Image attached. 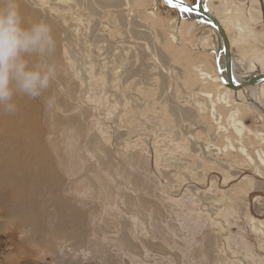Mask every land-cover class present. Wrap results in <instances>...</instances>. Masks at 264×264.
I'll list each match as a JSON object with an SVG mask.
<instances>
[{
	"label": "rangeland",
	"instance_id": "1",
	"mask_svg": "<svg viewBox=\"0 0 264 264\" xmlns=\"http://www.w3.org/2000/svg\"><path fill=\"white\" fill-rule=\"evenodd\" d=\"M128 1L100 9L94 2V12L71 5L72 20L56 48L57 78L46 90L54 106L17 96L18 111L0 116V158L10 150L13 161L46 158L52 167H31L34 193L15 198L33 207L36 225L17 223L0 206V264H264V170L258 176L232 149L218 160L233 168L208 156L207 146L227 142L210 111L197 115V102L208 109L202 93L216 91L195 72L187 77L194 66L218 65L210 26L182 19L163 2L155 17L154 0ZM259 3H209L215 13L222 5L231 10L232 52L243 61L264 57ZM236 107L251 130L242 138L253 153L264 146L255 135L264 136V116ZM229 111L221 109L224 122ZM229 135L238 137L234 129ZM61 202L67 207L59 212Z\"/></svg>",
	"mask_w": 264,
	"mask_h": 264
},
{
	"label": "bare ground",
	"instance_id": "2",
	"mask_svg": "<svg viewBox=\"0 0 264 264\" xmlns=\"http://www.w3.org/2000/svg\"><path fill=\"white\" fill-rule=\"evenodd\" d=\"M210 1L211 0H207V1H204L203 3H205V5L212 12V14H214L218 18V20L222 23V25L224 26V28L227 32L231 46L233 47L234 41L230 38L229 33H228L230 24H235L233 17L228 16V14L231 10L220 9V7L223 8L222 7L223 5H222L218 8L215 7V9L217 10V13H215L211 10V7L209 5ZM94 2H96V0L95 1H92V0H49L47 2L43 1V3H38V1H36V0L35 1L34 0H27V3H26V0H20V8H21V12H22V15H23V18H24L26 24H31V23H34L37 21H46V22L50 23L53 26V33H54V37L56 39L57 46H58L60 35L62 33H64V30H65V27L67 26L68 21L70 19L72 20L71 10L73 9V6H71V5L80 6L81 8H84L87 11L89 10L91 12H94L95 10H97L93 7ZM162 2L164 5V8H166L168 10L178 11L180 13V16L182 19L190 21V22L199 21V22H203L204 24L210 26L211 31H212V35L214 37V45H213L214 49H213V51L218 55V59H219V61L217 63L218 65L216 66L215 70H213V71H211L210 69L208 70L206 65L194 66L193 67L194 71L193 70L191 71L192 74L189 72L188 76H187L190 79V78H192V76L195 72L201 78V80H203V84H207V83L211 82L213 84L212 87L215 88V91H216L214 93L212 90H208V91L202 93V97L204 96L205 99H207V102L209 103L208 109H207V105H206L205 101L199 102V99H198V102L196 101L197 102V110L199 113L197 115L205 114V112L207 110L210 111L211 118L215 121V124L218 126V128H217L219 130L218 135H220V136L223 135L224 140H226V142H227V143L224 142L223 143L224 145L221 147L214 145V144H213V146H207L206 149L208 150V153L211 152L208 156L217 157V160L216 159H213V160L218 165H220L221 167L225 166L227 168H233V166H235L234 163H227V166H226V162L218 160V157L221 153L228 152L229 149L235 150V152L239 153V155L241 157H244L251 164L255 165L254 166L255 167V173L258 176L263 175L264 169H262V168H264V146L261 145L262 143L259 144L258 146H256L254 148L253 153H251L248 150V148L245 146L242 136H243V132L247 131V128L245 127L244 122L240 117V113L242 110L240 108L236 107V105L239 106L240 104H245L248 107L249 111H254V112L260 114L261 116H264V96L262 95L264 93V89H263L264 79L259 78L255 81H253L246 89L239 90V91L232 90V89L228 88L227 86H225V84L222 82V79H221L222 75H223L224 79H226V75H225V71H224V65H225L224 50H223L222 39H221L220 33L215 29L214 26H212L209 23L208 20H206L204 17H202L199 13L194 12V11L182 12V11H180L179 8L170 7V4L166 3V0H154L153 5L150 8L151 11H149V14L156 17V12L158 13V10L161 9ZM183 2L186 5L193 6V5L185 2V0H183ZM25 3L28 4V6ZM96 3L98 6H100V7H98L99 9L102 7L103 8H105V7H107V8L108 7L119 8L121 6L128 4L129 1L128 0H119L117 2L116 1L113 2L112 0H106V1L102 2V1L98 0ZM256 5H258V4H256ZM256 8L262 12L261 18L264 20V0H261V4L259 3V5ZM257 9H255V10H257ZM126 10H127V8H126ZM111 13H112V10H111ZM117 13H121V12L116 11V13H114V14H117ZM250 14H252V16L254 17L253 20L255 21V19L257 18V14L254 12H251ZM117 15L119 16L120 14H117ZM220 15L226 16V17L222 18V17H220ZM124 16H126V15H124ZM109 17H110V15H109ZM113 19H114V17H113ZM124 19H126V17ZM115 20H114V22H115ZM120 22H123V21L120 20ZM131 22L132 21H130V23ZM123 23H125V22H123ZM238 24H239V30L241 32H243L244 30L241 27L242 24L241 23H238ZM132 26H134V24ZM250 26L251 25L248 24L245 27L246 28L248 27L247 29L250 30ZM123 28H125V27H123ZM152 28H153V25H152ZM176 30H178V28L175 29V31ZM141 32H144V31H141ZM189 32L190 31L188 30V32H186L185 34L183 33V35L184 36L188 35ZM131 34H132V32H131ZM145 35H148V33ZM175 35L176 34L171 35V37L174 39V41H176L178 38V36L176 38ZM137 36L135 35V37H137ZM205 46H207V45H205ZM173 47H174V45H173ZM56 48H58V47H56ZM201 49H202V51H205V52H206V50H208L207 47L201 48ZM231 49H233V48H231ZM132 50H133V48H132ZM207 53H209V51H207ZM203 54H205V53H203ZM49 55L50 56L47 55L46 57H40V58L34 57L33 60L36 61L37 59H39L41 64H56L57 65L59 57H58V54L56 52V49H55L54 53H51ZM232 55H233L232 56V59H233V80H234V84L236 86L242 85L244 82H247L248 80L252 79L254 76L264 75V57H263V60L255 59V60L243 61L242 59H238L233 52H232ZM262 56L258 55L259 58H261ZM215 62H217V61H215ZM220 70H222V75H220ZM135 71L136 70H134V73H135ZM136 75H134V76H136ZM142 75H143V73L141 74V76ZM199 81H200V79H199ZM200 84H202V83H200ZM227 92L231 95V98L229 97ZM244 93H247V98H245V101H242V100L240 101V99H237V95L244 94ZM47 98H48V95H47V92H45L41 97H39V100L41 102H45ZM15 102L19 108L20 104H18L19 100L17 99V97H15ZM216 103H218L219 108H217L218 106ZM205 105H206V108H205ZM224 108H228V109L230 108L228 119L225 120L226 122H224V115L221 112V109H224ZM5 113L6 112H4L2 109H0V116L4 115ZM19 118L21 120L20 123H23L24 122L23 118L20 116H19ZM217 129H216V132H217ZM231 129H234L235 133L238 136L234 140L232 139L233 137H230V135H229ZM248 133H251V130H249ZM255 135H257L258 140L264 141L263 135H261V134L259 135L258 133H256ZM206 145H208V144H206ZM2 149L3 148L0 146V153H1ZM257 161L260 162V165H256ZM36 166H38L40 168V171L43 169L51 171V168H52L50 163L48 162V160L46 158H42L38 162L35 159H29L28 163L25 162L24 164L13 161L12 160V152L10 150H8L7 156L5 157V159L0 158V203H2V205H0V206L2 209H4L6 214L8 212V216L16 219L17 223H19V222L20 223H26L27 222V224H28V222H30L31 224H34V225H36L38 223L31 213V211L33 212V207L31 205H28L25 202L19 203V204H14L15 198L17 196H19L20 194L27 195L30 193H34L33 191L35 189V177L33 175V171L31 170V167L35 168ZM47 177L52 178L51 172H48ZM20 182H24V184H21ZM9 184H14L15 186L10 187V188L4 186V185H9ZM33 204L35 206L39 205L38 202H33ZM48 204L49 203H47L46 205H48ZM58 205H59L58 206L59 212H61V209H63V207H67V204H65L64 202H61ZM73 216L75 219H78V215L74 214ZM24 225H26V224H24Z\"/></svg>",
	"mask_w": 264,
	"mask_h": 264
},
{
	"label": "clouds",
	"instance_id": "3",
	"mask_svg": "<svg viewBox=\"0 0 264 264\" xmlns=\"http://www.w3.org/2000/svg\"><path fill=\"white\" fill-rule=\"evenodd\" d=\"M56 47L50 23L26 24L20 0H0V109L15 114V97L38 98L50 88L57 78V65L39 67L33 58L46 57ZM45 104L52 108L55 98L48 97Z\"/></svg>",
	"mask_w": 264,
	"mask_h": 264
},
{
	"label": "water",
	"instance_id": "4",
	"mask_svg": "<svg viewBox=\"0 0 264 264\" xmlns=\"http://www.w3.org/2000/svg\"><path fill=\"white\" fill-rule=\"evenodd\" d=\"M176 2H179V1L176 0ZM183 4L185 6H189V5H186L184 2ZM170 7L172 6L170 5ZM189 7H192L193 8L192 11L199 13L202 17L208 20L209 23L212 26H214L215 29L221 35L222 45H223V50H224V60H225L224 71H225L226 79H224L222 75V70H220V75H222L221 79H222V82L225 84V86H227L228 88L232 90L239 91V90L246 89L253 81L259 78L264 79V75H257V76H254L252 79L248 80L247 82H244L242 85L236 86L233 80V59H232L233 55H232V49H231L232 46H231L230 40L228 38V35H227V32L224 26L218 20V18L214 14H212V12L207 8V6L203 3V0H197L195 5L189 6Z\"/></svg>",
	"mask_w": 264,
	"mask_h": 264
},
{
	"label": "snow or ice",
	"instance_id": "5",
	"mask_svg": "<svg viewBox=\"0 0 264 264\" xmlns=\"http://www.w3.org/2000/svg\"><path fill=\"white\" fill-rule=\"evenodd\" d=\"M166 3L170 4L173 8H179L182 12H191L193 10L192 7L185 6L183 0H179V2H176V0H166Z\"/></svg>",
	"mask_w": 264,
	"mask_h": 264
}]
</instances>
